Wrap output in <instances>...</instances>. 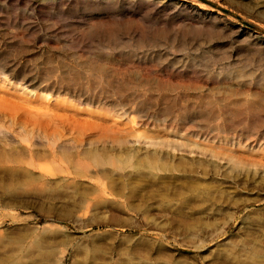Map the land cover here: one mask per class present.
Here are the masks:
<instances>
[{"label": "rangeland", "instance_id": "obj_1", "mask_svg": "<svg viewBox=\"0 0 264 264\" xmlns=\"http://www.w3.org/2000/svg\"><path fill=\"white\" fill-rule=\"evenodd\" d=\"M73 1L0 0L2 28L32 26L39 36L58 33L52 38L56 42L64 34L82 32L97 21L132 17V23L147 28L151 25L150 18L162 23L173 15V6L165 13L151 16L141 8L123 6V0ZM172 1L180 2L181 8L194 14L188 19L182 16L186 22L206 21L223 31L213 39L218 48L212 52L177 51L165 41L136 48V42L123 43L116 52L126 56L115 58L119 66L116 68L123 71H115L116 77L163 78L177 74L155 65L157 62L163 65L183 62L197 72L189 75L216 77L221 68L214 57L220 55L226 59L221 58L220 62L231 60L244 79L264 87V0ZM89 4L94 7H84ZM181 22L175 20V26ZM199 41L200 45L206 44L203 39ZM197 45L198 42L193 44ZM65 50L67 53L69 49ZM96 50L109 51L104 47ZM129 53H133L131 57ZM229 70L232 71V66ZM0 81V97L6 98L5 101L9 97L17 105L45 108V103L50 104L56 98L51 95L43 104L44 100L38 96L45 93L37 90L27 94L29 89L25 93ZM228 86L226 81V92H230ZM178 91L195 93L184 88ZM134 92L149 95L153 90L137 87ZM7 103L2 106L7 111L11 108L12 116L17 115L14 108L18 107L9 108ZM80 107L82 113H90L89 107ZM93 110L98 115L107 114L117 140L123 137L130 140L106 153L113 158L114 165L104 166L106 174L96 172L99 179L66 172L44 174L30 164L33 138L28 142L17 141L13 150L0 139V264H264V120L254 128L246 126L253 123L251 120L238 122L235 127L226 122L232 131L226 132L218 128L223 117L212 118L207 122L208 133L201 136L170 122H132L129 113L117 109ZM30 116L36 115H29L33 119ZM132 116L137 117L138 112L133 111ZM17 118L5 117L3 123L20 135L35 129L38 140L46 141L48 135L43 130L49 127V133L65 132L66 139L75 137L74 132L82 129L73 126L76 131L67 122L50 121L42 132L33 122L20 125ZM232 133L235 140L226 141ZM177 141L210 146L226 158H206L198 152L173 149L170 143ZM41 146H35L41 151L39 154L49 155L48 147ZM103 153L100 151L99 155ZM50 160L40 161L44 165ZM90 169L98 168L92 163ZM98 180H104L105 189L108 188L103 189Z\"/></svg>", "mask_w": 264, "mask_h": 264}, {"label": "bare ground", "instance_id": "obj_2", "mask_svg": "<svg viewBox=\"0 0 264 264\" xmlns=\"http://www.w3.org/2000/svg\"><path fill=\"white\" fill-rule=\"evenodd\" d=\"M95 1L103 2H100V0ZM73 2L78 3L79 1L75 0ZM121 4L141 8L151 16L165 13L169 6H173V15L162 21V23L149 17L151 25H148L147 28L139 23H132V17L123 21L119 19L111 22L110 20L109 22L97 21L96 24L93 23L92 26L82 32L75 31L64 34L62 40L58 41L59 39H57L56 42L52 41V38L56 37L58 33L46 32L43 36H39L32 26H29V28L21 26L19 28L3 29V20H0V79L2 82L14 86L15 89L23 90L25 93L29 89L30 91H27V94L37 90L45 93V95L38 96V99L44 100L43 104L45 100L51 99V95L56 96L50 104L45 103V108L42 107L43 105L38 108L34 106V103L33 106L28 108L24 106L25 104L17 105L14 102L11 103L8 100L9 97L7 101L11 104H8L5 101L6 98L0 97V139L12 149V145L17 141L19 143L28 142L33 138L32 145L34 148L29 152L30 164L39 168L44 174L52 176L60 172H66L67 174L75 173L81 176L95 177L99 172L103 173L106 164L114 165L113 158L106 153L111 149L116 150L118 144L125 146L130 140L124 137L117 140L114 128L108 124L107 114H101L100 109L111 111L117 109L123 113H129L130 121L136 123L157 124L159 122H170L177 124L180 128L201 133V136L208 133L207 122L212 118L223 117V124L219 125L218 128L221 129L220 131L226 129V132H232L226 126V122H231L232 127H235L238 122L247 123L251 120L253 123L246 126L254 128L258 126L256 125L257 122L264 120V87L258 86V83L256 84L252 80L244 79L241 71L235 68V64L231 60L220 62L221 58H224L220 55L216 59L214 57V62L219 64L221 68L219 75L216 77L203 78L198 75H189L193 70L187 68V64H183V62L177 65L154 63L164 70L174 71V74L177 73L163 78L152 77L151 75H140L137 79L133 77H116L115 71L117 73L123 71L121 68H116L118 64L115 59L117 56H126L123 53L118 55L119 53L116 52L123 43L131 45L136 42L135 46L133 45L136 48L144 47L147 43L152 44L155 41H165L172 43L177 51L212 52V50L218 48L217 45L213 44L214 37L223 32L210 22L204 21L198 24L186 22L194 14L181 8L182 5L178 1L148 0L143 2L142 0H123ZM84 7L92 9L94 6L89 4ZM182 16L186 18L188 16V18H181ZM175 20H182L181 24L183 25L175 26ZM202 39L206 42L205 45H200L199 40ZM64 40H66V43H64ZM196 42H198V45L193 46ZM100 47H104L109 51L101 53L96 50ZM65 49H69L67 53L71 54L67 55ZM110 54L115 55L111 56ZM132 54L129 53L128 57H131ZM231 66L232 71L229 70ZM124 72L126 73V71ZM193 73L197 74L196 71ZM226 81L229 84L230 92H226ZM137 87L152 89L153 92L149 95L136 93L134 89ZM181 88L193 90L197 94L180 93L178 90ZM34 93V95H37V92ZM6 95L3 97H6ZM59 97L62 98L58 99ZM2 103H7L6 106L9 108L10 105L17 106V109L14 108L17 115L12 116L11 108L7 111ZM80 106L89 107L87 109H90V113H82ZM93 109H99L101 115L95 114L97 110ZM62 111H64V114L61 113ZM133 111L138 112L137 117L132 116ZM29 115H36L37 117L30 116L33 118L30 119L28 118ZM5 117H10L12 120L19 117L20 125L27 123L29 125L30 122H33V125L35 124L41 131L44 127H49L52 122L64 124L67 122L72 130H76L77 127L74 128L75 126L82 129L80 131H77V129V133L74 132V134H77L75 137L66 139L64 138L65 132L59 133L58 130L57 133L56 131L49 133V127L44 129V132L42 131L48 135L46 141L41 138L40 141L38 140L39 137L35 136L36 132H33L35 129L20 135L19 132L7 128L8 125L5 126L3 123L6 120ZM12 120L10 121L13 124ZM255 133L257 134V132H251V134ZM235 138L236 136L232 133L231 137H226V141H234ZM174 143H170L173 149L198 152L206 158L209 156L218 159L226 158L222 152H219L220 150L217 151L207 145H200L193 141H177ZM38 144L45 148L47 146L49 155L39 154L41 151L38 152L39 149L35 147ZM100 151L104 152L105 156L104 153L103 156H100ZM71 153L74 155L71 156ZM86 157L88 160L85 159ZM48 158L51 159L50 163L52 165L49 162V164L42 165L43 163L40 160ZM92 163L93 167L95 165L98 168L95 171L94 168L92 169L94 173L90 169ZM199 164L196 163L197 166ZM91 172L92 174H90ZM104 174H106L105 171ZM107 175L112 182L110 175ZM99 176L96 178L99 179ZM101 181L98 180V183L105 189V182L104 180Z\"/></svg>", "mask_w": 264, "mask_h": 264}]
</instances>
